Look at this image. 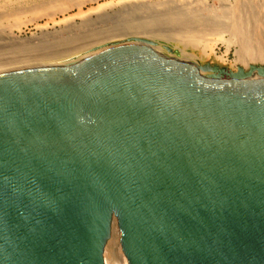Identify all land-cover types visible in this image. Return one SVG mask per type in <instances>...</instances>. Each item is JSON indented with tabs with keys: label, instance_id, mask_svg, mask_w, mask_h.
Masks as SVG:
<instances>
[{
	"label": "water",
	"instance_id": "obj_1",
	"mask_svg": "<svg viewBox=\"0 0 264 264\" xmlns=\"http://www.w3.org/2000/svg\"><path fill=\"white\" fill-rule=\"evenodd\" d=\"M114 220L128 264H264V64L0 72V264H105Z\"/></svg>",
	"mask_w": 264,
	"mask_h": 264
},
{
	"label": "bare ground",
	"instance_id": "obj_2",
	"mask_svg": "<svg viewBox=\"0 0 264 264\" xmlns=\"http://www.w3.org/2000/svg\"><path fill=\"white\" fill-rule=\"evenodd\" d=\"M91 1L96 0H59L57 2L56 0H49L48 2L28 5V7H20V9L10 11L11 17L20 16L21 19L23 15L31 14L33 18L14 23L11 27L18 28L37 22V18L34 17L39 13L52 19L55 15L64 14L74 8L80 9L86 2ZM255 1L237 0L235 5H221L220 8L216 9L207 7L205 11L201 9L203 12H207L206 16L202 15L200 10L198 12L192 8L190 9V7L186 9L170 7L168 1V3H159L155 6L169 8L164 12L157 11L155 7L147 4L127 6L125 10L119 11L120 13L116 17L114 16V19L101 20L99 23L105 26L100 28L85 30L80 35L71 34L72 32L66 30L64 34L46 41L45 43L50 44L48 46L40 42L31 43L30 49L34 53L31 55L34 56L31 59L44 57H49L50 59V56L52 58L56 55L64 56V54H73V52L84 50L86 47L96 43L99 44V42L105 40L141 35L151 39L158 38L178 42L186 47H202L204 52L212 48V45L218 43L225 44L227 48L234 44L237 47V61L240 62L242 68H248L256 63L264 64V24L257 20L259 9ZM260 1L263 3V0ZM25 2L28 3V0H20V6ZM140 13L143 14L141 15ZM0 23H2L1 20ZM92 25L94 23H84L83 27ZM40 45H44L43 47L47 48L57 47L58 49L45 52L42 48L45 53L37 55L36 50L41 47ZM22 60L30 59H21L20 61ZM105 264L107 263L105 262Z\"/></svg>",
	"mask_w": 264,
	"mask_h": 264
},
{
	"label": "rangeland",
	"instance_id": "obj_3",
	"mask_svg": "<svg viewBox=\"0 0 264 264\" xmlns=\"http://www.w3.org/2000/svg\"><path fill=\"white\" fill-rule=\"evenodd\" d=\"M48 1L49 0H28V3L25 2L22 4V6H20V0H0V20L2 22L0 23V72L27 67L71 64L112 46L142 42L153 44L164 54L184 60H189L201 66L216 68L221 72H224V74L237 73L238 69L241 67L240 62L237 61V47L234 44L231 45V47L227 48L225 44L218 43L212 45V48L207 49V51L204 52V50H202V47H186L178 42L166 41L158 38L151 39L141 35L135 37L125 36L105 40L99 42V44L96 43L89 47H86L84 48V50L81 49L78 52H73V54H64V56L56 55L53 56V58L50 56V59L49 57L31 59L34 57L31 56L34 53H32L30 49L31 43L40 42L42 44L44 43L45 46L50 45L45 42L52 40V38L54 37H58L64 34V31L66 30L72 32L71 34L80 35L81 32L84 33L85 30H94L105 26L103 24H100L99 22L101 20L114 19L118 15V13H120L119 11L125 10L127 6L132 7L147 4L155 7L159 3H166L168 1L170 7L180 9H186L187 7H190V9L192 8L193 10H197L198 12L200 10V12H202V15L206 16L207 12H203V9L205 11L207 7L216 9L220 8L221 5H235L237 0H96L86 2L80 7L81 10L74 8L64 14L55 15L52 19L44 17V14L39 13L34 17L37 18V22L30 23L18 28L11 27V25H13L14 23H20V21L23 22L26 21V19L33 18V15L26 14L23 15L20 19V16L11 17L10 11L20 9V7H28V5H34L37 3ZM57 1L59 0H56V2ZM255 3L256 5H258L257 7L259 9L257 20L264 24V0L263 3L260 0H256ZM155 9L157 11L164 12L169 8L166 9V7H155ZM84 23H94V25L84 28ZM24 45L25 47H23ZM43 46L37 48V53L35 52L37 55L39 53L42 54L47 51H54L58 49L57 47L47 48ZM42 48L45 52L42 50ZM21 59L30 60L20 61ZM242 69L246 70V68L244 67ZM104 259L107 264H128L127 259L121 250L120 232L117 227L116 220H114L113 222L112 235L108 244L106 245Z\"/></svg>",
	"mask_w": 264,
	"mask_h": 264
}]
</instances>
